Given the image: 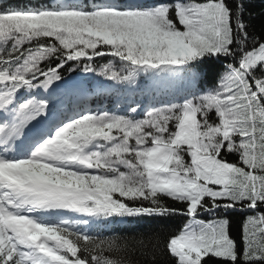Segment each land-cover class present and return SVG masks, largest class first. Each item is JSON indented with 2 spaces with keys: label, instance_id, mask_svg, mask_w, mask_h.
<instances>
[{
  "label": "snow or ice",
  "instance_id": "obj_1",
  "mask_svg": "<svg viewBox=\"0 0 264 264\" xmlns=\"http://www.w3.org/2000/svg\"><path fill=\"white\" fill-rule=\"evenodd\" d=\"M0 264H264V0H0Z\"/></svg>",
  "mask_w": 264,
  "mask_h": 264
}]
</instances>
